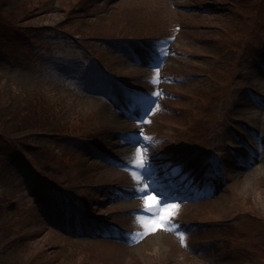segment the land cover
<instances>
[{
    "label": "rangeland",
    "instance_id": "obj_1",
    "mask_svg": "<svg viewBox=\"0 0 264 264\" xmlns=\"http://www.w3.org/2000/svg\"><path fill=\"white\" fill-rule=\"evenodd\" d=\"M27 25L23 44L0 36V88L37 126L16 148L0 140L1 211L23 216L0 251L23 242L17 264H264V0H44ZM153 188L158 207L179 205V227H145ZM50 199L88 223L59 229Z\"/></svg>",
    "mask_w": 264,
    "mask_h": 264
},
{
    "label": "trees",
    "instance_id": "obj_2",
    "mask_svg": "<svg viewBox=\"0 0 264 264\" xmlns=\"http://www.w3.org/2000/svg\"><path fill=\"white\" fill-rule=\"evenodd\" d=\"M43 3L44 0H0V36L12 43L22 42L23 44L30 28L27 24L33 20V16L37 10L42 8ZM69 19L70 15H68L67 20ZM66 28L73 30L74 24L70 23L65 26V31L67 32L68 30ZM18 98L19 96H9L4 89L0 88V140L5 139L7 143L10 144L27 142L26 139H28L30 135L36 134L37 131V126L33 127V125L28 123L34 121V117L26 113L20 106L15 105ZM43 110L47 118L53 121L54 116L44 107ZM12 146L16 148L14 144H12ZM14 152L25 164L28 163L30 167L34 168L31 165L32 163L28 160L26 152L22 151L20 148L14 150ZM37 176L43 178L40 174ZM51 184H53V187H56L53 182H51ZM52 193L60 196L58 190ZM4 203L5 201L0 202V244L5 242L9 236L16 235L20 237V232H17V228L21 227L23 219V216L20 214H12L10 218L6 219L3 211H1V206H3ZM49 203L52 206L51 210H53L55 216L59 218V220L61 219L60 224H63L65 227L70 226L71 223L62 220L64 217L62 209L64 204L62 201L59 199H50ZM11 245L12 243H10L9 248L12 250V253L8 252L6 248L0 251V264H17L18 260L12 259V255L16 256L17 253H23L27 248H18L24 246L23 242L20 243L19 246L11 247ZM30 264L37 263L31 260Z\"/></svg>",
    "mask_w": 264,
    "mask_h": 264
},
{
    "label": "snow or ice",
    "instance_id": "obj_3",
    "mask_svg": "<svg viewBox=\"0 0 264 264\" xmlns=\"http://www.w3.org/2000/svg\"><path fill=\"white\" fill-rule=\"evenodd\" d=\"M143 104H149L150 102L145 98L140 101ZM156 105L154 103H151L149 107L145 109L146 115L142 117L140 120L136 121L137 123L143 124L145 122L150 123V119L148 117L150 116L152 112V108L155 107ZM134 136L142 137L143 133L137 132L133 134ZM143 151V149H142ZM153 157H149L148 163H151ZM218 164V158L217 159H205L204 161L201 162V170H202V175L201 179H208L211 176L214 175L215 168ZM138 167L143 170L147 171V164L146 162L141 159L139 161ZM179 169H173V171H178ZM148 183L154 182L152 180V175L149 173V175L146 177ZM148 183L145 184V188L148 187ZM152 194L146 195V203L148 206V210L153 212V218H150L146 223L145 227L149 229L150 232H155L160 228H165L167 229L168 227H179V225L171 224L170 220L171 217L175 215L176 209H178L179 205H171V204H165L163 206L160 205V201L157 199L156 195V189L153 188L151 190Z\"/></svg>",
    "mask_w": 264,
    "mask_h": 264
},
{
    "label": "bare ground",
    "instance_id": "obj_4",
    "mask_svg": "<svg viewBox=\"0 0 264 264\" xmlns=\"http://www.w3.org/2000/svg\"><path fill=\"white\" fill-rule=\"evenodd\" d=\"M145 192V190H143V193Z\"/></svg>",
    "mask_w": 264,
    "mask_h": 264
}]
</instances>
